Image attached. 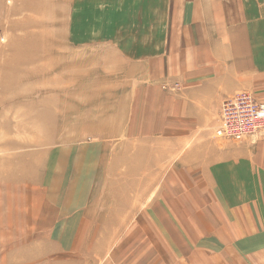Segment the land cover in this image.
<instances>
[{"label": "rangeland", "instance_id": "374dc122", "mask_svg": "<svg viewBox=\"0 0 264 264\" xmlns=\"http://www.w3.org/2000/svg\"><path fill=\"white\" fill-rule=\"evenodd\" d=\"M100 1L0 0V264H246L240 239L190 221V190L143 173V87L159 79L128 62L133 31Z\"/></svg>", "mask_w": 264, "mask_h": 264}, {"label": "crops", "instance_id": "0c3cea01", "mask_svg": "<svg viewBox=\"0 0 264 264\" xmlns=\"http://www.w3.org/2000/svg\"><path fill=\"white\" fill-rule=\"evenodd\" d=\"M110 4L111 29L133 31L121 43L128 62L142 63L143 79H159L143 87V173L165 172L174 189L190 190V221H206L220 242L240 239L246 264H264V136L215 134L225 100L248 92L264 102V0ZM102 157L95 151L92 165ZM183 202L175 215L186 220Z\"/></svg>", "mask_w": 264, "mask_h": 264}, {"label": "built area", "instance_id": "2783aa9c", "mask_svg": "<svg viewBox=\"0 0 264 264\" xmlns=\"http://www.w3.org/2000/svg\"><path fill=\"white\" fill-rule=\"evenodd\" d=\"M215 134L220 138L264 136V102L248 92L225 100Z\"/></svg>", "mask_w": 264, "mask_h": 264}, {"label": "bare ground", "instance_id": "6f19581e", "mask_svg": "<svg viewBox=\"0 0 264 264\" xmlns=\"http://www.w3.org/2000/svg\"><path fill=\"white\" fill-rule=\"evenodd\" d=\"M76 59V58H75ZM80 59H82V57L80 58ZM86 60V59H85ZM91 60V59H90ZM87 61V60H86ZM75 63V62H74ZM73 63V64H74ZM54 64H55V61H50V62H48V64H47V66H46V69H40L38 72H37V74L34 72V73H25L23 76H21V80H26V79H29V78H32L33 79V77H35V78H37V77H39L40 76V74L42 75L43 73L44 74H47V72L50 70V69H52L53 67H54ZM45 67V66H44ZM56 68V67H55ZM72 70V69H71ZM73 71V70H72ZM18 78H19V76H18ZM17 78V79H18ZM50 87V86H49ZM23 95H21V96H17V98L15 99V101L16 102H19V100L21 99V97H22ZM7 98V97H6ZM3 100V99H2ZM5 100V99H4ZM15 102V103H16ZM71 108V107H70ZM73 109V108H72ZM66 113H68V112H66ZM62 115V114H61ZM61 120H63L62 118H61ZM110 121V120H109ZM66 122V121H65ZM63 124V123H62ZM66 124H67V122H66ZM108 124H110L109 122H108ZM68 125V124H67ZM67 125H65L64 127L66 128V126ZM211 228V227H210Z\"/></svg>", "mask_w": 264, "mask_h": 264}]
</instances>
